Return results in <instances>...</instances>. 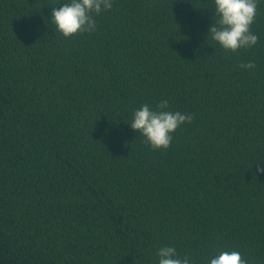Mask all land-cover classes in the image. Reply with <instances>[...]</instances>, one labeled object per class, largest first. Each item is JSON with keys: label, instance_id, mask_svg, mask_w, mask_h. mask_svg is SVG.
Segmentation results:
<instances>
[{"label": "trees", "instance_id": "obj_1", "mask_svg": "<svg viewBox=\"0 0 264 264\" xmlns=\"http://www.w3.org/2000/svg\"><path fill=\"white\" fill-rule=\"evenodd\" d=\"M0 264H264V0H0Z\"/></svg>", "mask_w": 264, "mask_h": 264}]
</instances>
